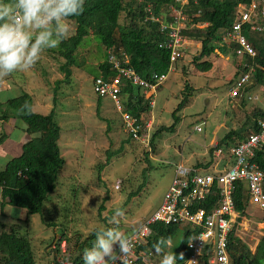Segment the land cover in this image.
Instances as JSON below:
<instances>
[{
    "label": "rangeland",
    "instance_id": "1",
    "mask_svg": "<svg viewBox=\"0 0 264 264\" xmlns=\"http://www.w3.org/2000/svg\"><path fill=\"white\" fill-rule=\"evenodd\" d=\"M67 23L71 26V35L75 24L69 20ZM200 45L198 41L185 49L157 89L156 106L165 102L166 109L160 117L146 116L152 121L150 140L152 133L161 125L172 123L171 112L183 95L185 83L192 88V96L189 104L178 112L180 121L175 129L162 131L155 138L149 162L144 159V152L151 151L150 140L148 146L132 140L125 132L121 113L113 101L107 97L98 101L92 90V79L99 74L98 65L106 57L97 35L89 34L83 38L73 55L70 79L61 83L57 91L54 90L56 80L63 77L60 65L65 61L59 53V46L46 50L34 68L7 76L22 90L30 85L35 101L41 100L45 92L51 95L56 92L55 100L52 96L50 100L53 109L55 106V119L60 127L58 144L65 159L56 188L45 201L41 213L31 214L28 222L24 220V208L0 207V227L28 238L37 264H53L55 258L67 263L66 257L77 253L76 244L99 229L118 226L121 234L126 236L160 204L177 164L206 162L210 158V147L228 130L239 127L250 118L255 107H264V89L252 83L246 92L252 97L257 95V99L240 97L231 100L228 96L231 81L238 65L244 61L243 57L216 51L210 57L213 67L200 72L192 62ZM14 90L12 87L2 94L1 100L15 94ZM33 107V111L40 114H48L51 110L37 103ZM9 123L24 125L14 115ZM19 135L17 130L12 133L16 140ZM106 151L117 152L104 164ZM19 152L20 146L16 144L10 155H5L11 158ZM148 164L151 168L145 174L142 189L128 199L129 193L143 181L142 169ZM118 180L120 183L116 187ZM118 208L123 215L116 217L118 224H114L113 217L117 211H110ZM241 219L237 225V236L254 251L264 234V211L249 202ZM61 232L66 238H62ZM60 237V243H65V252L61 251L60 243L57 244ZM181 237L182 229H178L171 240L172 246L164 248L163 252L154 250L151 263L160 264L163 254L171 253ZM57 247L59 250L56 252Z\"/></svg>",
    "mask_w": 264,
    "mask_h": 264
},
{
    "label": "trees",
    "instance_id": "2",
    "mask_svg": "<svg viewBox=\"0 0 264 264\" xmlns=\"http://www.w3.org/2000/svg\"><path fill=\"white\" fill-rule=\"evenodd\" d=\"M5 2H10V0H5ZM237 4L238 0H190L183 6L188 20L181 34L188 39L199 41L201 44L198 54L192 58L198 71L206 72L213 67L210 57L216 51L236 56L237 45L231 41H223L220 30L227 28L233 21ZM171 5L179 7L175 0H85L83 13L68 18L75 24V27L72 34L59 45V53L65 58V61L60 65L63 77L56 80L54 90L57 91L61 83L69 81L71 66L74 64V52L83 38L89 34L99 37L105 51L109 48L122 49L129 56V65L142 78L152 81L151 77L154 73H167L168 76L170 52L163 45L166 36L159 30L157 22L147 18L146 9L150 7L153 14L161 15L162 12L169 11ZM166 19H170V17H166ZM248 39L256 54L252 58L243 56L244 61L238 65L233 81L241 72L248 70L251 66L253 68L250 75L252 84L264 89V34H251L248 35ZM178 61H175L174 65ZM242 63H247L248 66H244ZM98 69V75L105 78L115 74L106 57L98 65ZM161 85L162 83L156 89ZM191 90L192 88L185 83L183 95L171 112L172 123L169 126L161 125L152 133L151 151L144 152V159L147 162H149V152L154 150L155 138L162 131L174 130L179 123L178 112L189 103L192 96ZM121 94L124 98V111L138 119L143 113L144 119H147L151 96L143 94L139 87L130 83H125L122 86ZM55 98L56 92H54L53 100ZM32 103V96L26 91L8 98L5 102H0V110L3 106L12 110V112L4 111L1 115L2 118L12 115L18 117L24 123L25 131L31 135V138L23 143L21 154L11 158L6 166L0 169V185L2 186L0 207L9 204L24 208L26 222L29 221L31 214L41 213L45 201L56 188L59 173L65 163L58 144L60 127L55 119L54 109L48 114L36 113L32 110ZM258 118H264V107H255L251 111L250 118L239 127L228 130L215 146L210 147V158L206 162L198 161L193 164L197 167H209L213 162V151L216 148L222 146L228 148L243 141L250 132L257 130ZM2 138L3 135H0V142ZM115 152L117 151H106L107 158L104 164L108 163L109 158ZM254 160L259 164L264 175V145L256 149ZM150 168L151 166L148 164L142 169L143 181L135 191L129 193L128 199L142 189L145 174ZM233 198L235 211L238 214L237 221H240L249 203V194L244 181L239 180L235 183ZM118 210L120 208L112 210L110 213ZM151 228L152 234L142 248L153 251L156 250L162 237H170L172 240L180 229L176 224L162 223H155ZM236 229L237 224H234L229 234L231 264H263L264 234L257 242L254 251H251L237 236ZM95 233L96 231H93L83 241L76 244L77 253L72 256L69 254L66 257L67 263L55 258L53 264H83V252L95 240ZM190 235L189 230H182V237L171 252L177 255L176 264L184 261L188 255L187 241ZM61 236L63 238L65 234L61 232ZM60 241L61 237L57 239V244ZM58 250L57 247L55 251ZM181 254H183V258H180ZM0 264H37L29 239L14 230L5 231L0 227ZM140 264L144 263L140 262Z\"/></svg>",
    "mask_w": 264,
    "mask_h": 264
},
{
    "label": "built area",
    "instance_id": "3",
    "mask_svg": "<svg viewBox=\"0 0 264 264\" xmlns=\"http://www.w3.org/2000/svg\"><path fill=\"white\" fill-rule=\"evenodd\" d=\"M175 1L179 7L171 5L169 11H164L161 15L153 14L150 7L146 9L147 18L157 22L159 30L166 36L163 45L170 52L169 71L174 69V62L183 56L185 49L194 45L192 39L181 34L187 21L183 6L190 0ZM220 34L223 41H231L237 45V57H254L256 52L248 35L264 34V0H238L233 21L227 28L221 29ZM106 59L115 74L107 78L102 75L93 77L92 90L98 98L107 97L113 101L121 113L126 133L132 140L148 146L152 121L149 118L144 119L143 113L138 119L124 111L121 88L125 83L139 87L143 94L151 96L149 108L152 109L156 100V87L165 81L167 73H154L152 81L142 78L129 65V56L122 49H107ZM243 65L248 66L247 63ZM252 69L250 66L232 82L228 90L231 100L240 97L245 100L258 98L257 95L252 97L246 92L252 83ZM257 126V130L250 132L240 143L228 148H216L213 151V162L207 168L183 163L175 166L171 183L160 204L125 236L133 244L126 257L127 264H152L154 251L142 247L152 234L151 227L155 223L176 224L180 229L191 232L187 241L188 255L179 264H231L229 234L234 224H240L233 198L237 181H244L249 202L264 211V175L254 160L256 149L264 145V118L257 119ZM119 183L120 180L116 182V187ZM1 190L0 185V192ZM60 247L65 252L64 241L60 243ZM114 250L118 255H123L118 243ZM115 264H122V261L118 259Z\"/></svg>",
    "mask_w": 264,
    "mask_h": 264
},
{
    "label": "clouds",
    "instance_id": "4",
    "mask_svg": "<svg viewBox=\"0 0 264 264\" xmlns=\"http://www.w3.org/2000/svg\"><path fill=\"white\" fill-rule=\"evenodd\" d=\"M84 3L85 0H0V78L34 68L46 50L57 48L69 36L68 18L81 15ZM122 215L118 210L113 223L118 224L116 217ZM95 235L93 246L83 252V264H115L118 259L127 264L133 244L118 226L99 229ZM117 243L122 256L114 250ZM171 246V238L162 237L156 250L163 252ZM176 259V254L165 252L160 264H176Z\"/></svg>",
    "mask_w": 264,
    "mask_h": 264
},
{
    "label": "crops",
    "instance_id": "5",
    "mask_svg": "<svg viewBox=\"0 0 264 264\" xmlns=\"http://www.w3.org/2000/svg\"><path fill=\"white\" fill-rule=\"evenodd\" d=\"M193 42H194V45H195V42L198 43V41H195V40H193ZM174 73H176V72H174ZM59 78H61V76H59ZM12 87L15 88V90H14L15 94H12L11 97L19 95L22 91H26L32 96V99H33L32 110L34 108L33 106H35V103L40 104L43 107H45V106L50 107L51 110L53 109V105L51 104L52 101L50 100V96H52V99H53V94L51 95V94L45 92V95L41 100L35 101L34 94L32 92V88L30 85H27L25 90H22L19 88V86L17 85V83L15 81H11L10 77L0 78V96L2 94H5L6 92H8L10 90V88H12ZM156 93H157V91H156ZM11 97H7L4 100H1V98H0V102H5L8 98H11ZM97 99H99V98L97 97ZM230 102H232V101H230ZM156 105H157V101L155 100L154 107L149 110L148 116L150 115L152 117V115H153L156 117H160V115H162L164 113V111L166 109L165 102L164 103L160 102L159 106H156ZM155 107L156 108L158 107V109H156ZM54 109H55V106H54ZM1 110H3V111H1V114H0V135H3V138H2V141L0 142V169H3L6 166V163L9 161V159L16 157V155H15L11 158H8L10 156H6L5 154L10 155V151L12 152V148L17 144L20 146V152L18 153V155H20L21 151H22L23 143L26 142L27 140H29L31 138V135L25 131V126L23 124H21V125L19 123L15 124V125L13 123L10 124L9 120H11L12 116H10L8 118H2L1 115L4 113V111L10 112L9 109H7L5 106H3ZM179 112H181V110ZM15 130H17L18 134H20L19 136H17V140H16V138L12 137V133ZM2 157H4V158H2ZM3 207L10 208L11 205L5 204ZM3 207H2V209H3ZM0 210H1V208H0ZM241 220H240V223H241Z\"/></svg>",
    "mask_w": 264,
    "mask_h": 264
},
{
    "label": "water",
    "instance_id": "6",
    "mask_svg": "<svg viewBox=\"0 0 264 264\" xmlns=\"http://www.w3.org/2000/svg\"><path fill=\"white\" fill-rule=\"evenodd\" d=\"M263 264H264V262H263Z\"/></svg>",
    "mask_w": 264,
    "mask_h": 264
}]
</instances>
